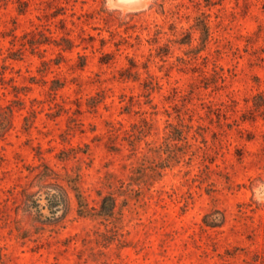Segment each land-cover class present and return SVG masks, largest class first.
I'll return each mask as SVG.
<instances>
[{
	"label": "rangeland",
	"instance_id": "374dc122",
	"mask_svg": "<svg viewBox=\"0 0 264 264\" xmlns=\"http://www.w3.org/2000/svg\"><path fill=\"white\" fill-rule=\"evenodd\" d=\"M142 1L0 0V264H264V0Z\"/></svg>",
	"mask_w": 264,
	"mask_h": 264
},
{
	"label": "trees",
	"instance_id": "16d2710c",
	"mask_svg": "<svg viewBox=\"0 0 264 264\" xmlns=\"http://www.w3.org/2000/svg\"><path fill=\"white\" fill-rule=\"evenodd\" d=\"M106 201H107V199L105 198V200H104V205H103L104 208L107 207V206H106ZM113 204H114V202H112V204H111V206H110L111 208L113 207ZM111 208H110V209H111Z\"/></svg>",
	"mask_w": 264,
	"mask_h": 264
},
{
	"label": "bare ground",
	"instance_id": "6f19581e",
	"mask_svg": "<svg viewBox=\"0 0 264 264\" xmlns=\"http://www.w3.org/2000/svg\"><path fill=\"white\" fill-rule=\"evenodd\" d=\"M136 1L139 2V3H140V2H143L142 0H136Z\"/></svg>",
	"mask_w": 264,
	"mask_h": 264
},
{
	"label": "water",
	"instance_id": "95a60500",
	"mask_svg": "<svg viewBox=\"0 0 264 264\" xmlns=\"http://www.w3.org/2000/svg\"><path fill=\"white\" fill-rule=\"evenodd\" d=\"M138 4L141 5V4H143V2H140V3L138 2Z\"/></svg>",
	"mask_w": 264,
	"mask_h": 264
}]
</instances>
